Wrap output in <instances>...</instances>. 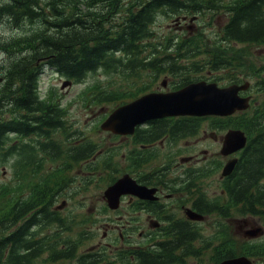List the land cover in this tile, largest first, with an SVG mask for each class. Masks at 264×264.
Masks as SVG:
<instances>
[{
    "label": "trees",
    "instance_id": "16d2710c",
    "mask_svg": "<svg viewBox=\"0 0 264 264\" xmlns=\"http://www.w3.org/2000/svg\"><path fill=\"white\" fill-rule=\"evenodd\" d=\"M206 9L213 12L224 9L229 14L230 20L223 28L229 43L219 46L204 39L199 41V37H164L154 28L161 15L194 16ZM4 22L23 32L0 35V53L7 56L0 61V109L3 110V113L0 111V151L7 149L2 153L4 157L12 152L6 145L13 131L23 136L47 137L43 145L48 150H42L39 156L33 155L39 159V164L36 159L30 162V170L36 175L33 178H37L32 181L30 200L18 202L11 185L0 187L3 206L0 207V264L4 255L9 264L11 254L20 259L17 264H26L23 260L29 257L21 255L22 247L16 243L13 249L10 245V223L18 226V240V234L30 232L31 226L51 221V203L47 202H51L55 192L59 191L62 181L68 183L67 169L95 152L89 141L77 148V143L68 139L85 135L82 130H72V123L66 117L67 110L58 96L41 97L39 77L43 64L76 83L82 82L90 73L102 71L108 76L107 80L98 79L88 85L81 92V100L85 104L112 106L121 105L149 90L165 72L180 77L179 81L183 82L178 86L189 83L191 78H202L203 68H230L231 71L236 68L239 74L247 73V55L235 43L264 42V0H0V24ZM199 55H204L205 60H196ZM168 65L171 67L166 71ZM116 76L120 77L117 83L113 81ZM147 76L148 80H145ZM241 80L242 77L237 75L233 81ZM262 82L264 84V77ZM52 91L50 87L47 96ZM256 109L237 119L210 117L215 127L245 129L251 140L238 166V185L235 187L231 180L226 186V201L208 200V208L206 204L201 205V212L229 216L238 207L241 213L264 215V102L261 109ZM15 112L18 115L13 120L5 117ZM204 119L182 117L177 120L171 127L174 142L198 134ZM166 127L163 123L157 126L158 133L153 140L160 137ZM55 136H61L63 140L51 139ZM28 147L21 143L14 151L16 157L25 160L19 171L21 184L28 173L26 161L33 153L26 159ZM154 157L142 155L136 167L153 162L157 156ZM35 164L38 165L34 167ZM220 166L221 163L215 162L209 168ZM18 188L23 190V186ZM33 209L39 211L29 216ZM221 228L217 233L220 240L217 248L223 251L216 253L217 260L237 254L264 259V252L254 251L264 248V242L253 246L247 240H239L225 227ZM174 231L186 233V238L193 242L189 234L198 230L179 226Z\"/></svg>",
    "mask_w": 264,
    "mask_h": 264
},
{
    "label": "flooded vegetation",
    "instance_id": "af4514ba",
    "mask_svg": "<svg viewBox=\"0 0 264 264\" xmlns=\"http://www.w3.org/2000/svg\"><path fill=\"white\" fill-rule=\"evenodd\" d=\"M200 26H202L200 24ZM177 27L198 30L192 25L178 24ZM221 40H224L221 36ZM159 59H167L158 57ZM170 69V65L166 66ZM222 72V69H221ZM169 79L172 76L165 74ZM166 81V80H164ZM167 82V81H166ZM158 90L161 88L158 86ZM170 83L167 82V90H171ZM172 118H162L161 120H154L148 122L141 129L159 126L161 123H166L167 127L163 132V138L148 145L150 148L154 147L157 150L164 152L169 148L170 126H173ZM17 132V131H16ZM125 140L130 138L125 136ZM17 140V139H16ZM45 138H38L35 144L41 143ZM143 148V144H139ZM39 146L30 145L28 147L27 159L30 158L31 152L36 153ZM102 150L93 154L90 158L79 165H76L73 172L79 175L80 172L86 173V168L92 169L93 173L96 169L101 168ZM25 156V155H24ZM18 158V157H17ZM19 159H21L19 157ZM13 176L16 168L15 154L13 151ZM29 164V163H28ZM185 164H175V166H166L160 169L143 170L141 180L145 178L146 185L155 188V194L158 199H140L135 202L128 198L127 216L116 215L118 211H110L113 215L110 216L111 223H109L108 231H105L102 237H99L94 232H79L66 231L63 237L51 242L52 246L43 232H22L19 233L18 240L16 238V225L12 222L9 227L10 245L14 249L16 243L24 250L21 255L27 256L26 264H48V252L56 254L55 264H192V249L190 247H183L189 245V240L183 238L187 236L182 232H154L151 230L152 219L163 222V219L178 222L180 220L186 221L184 211L187 207H194V204L200 197L199 187L205 184L204 171L192 170ZM200 173V177L198 174ZM200 180V181H198ZM194 186L193 193L189 194V187ZM133 201V203H132ZM47 202V201H45ZM69 202V200H68ZM58 205L59 202H47ZM69 203H74L73 201ZM138 204L139 209L134 204ZM38 209L29 211L28 214L38 212ZM60 216L71 217L75 211L73 207H63L56 210ZM261 219V216H259ZM159 224V222H157ZM146 225V227H145ZM81 237H88L79 240ZM177 237L178 240H173ZM97 239V240H96ZM50 245V247H49ZM11 249H8L10 252ZM198 253H205L206 249H196ZM19 258H15L13 254L10 256L9 264H17Z\"/></svg>",
    "mask_w": 264,
    "mask_h": 264
},
{
    "label": "rangeland",
    "instance_id": "374dc122",
    "mask_svg": "<svg viewBox=\"0 0 264 264\" xmlns=\"http://www.w3.org/2000/svg\"><path fill=\"white\" fill-rule=\"evenodd\" d=\"M220 13L218 16L216 13L208 15V19L206 21L201 22L200 24H205L208 30L216 34V24L219 23ZM211 18V19H210ZM208 21H211L215 24V27L208 24ZM176 22L174 21V18H170L164 15H161L158 17L157 20V26L155 27L157 32L161 35H171L174 33V31L177 30L175 27ZM193 23V22H192ZM221 26V24L219 23ZM198 26L197 24H193V27L196 28ZM20 30H15L11 27L10 23L4 22L0 24V34L3 36H11L12 34L19 33ZM200 36L202 39L208 41L211 45L214 44V42L211 40V36L204 32L203 29H200ZM238 48L242 49L244 53L247 55L246 64L254 63L253 68L259 64L260 58L264 54V45H259L256 47H253L252 49L248 46L239 45ZM254 56V58H253ZM7 59L6 53L2 54L0 53V61ZM0 62V67H1ZM244 66V65H243ZM250 71V69H248ZM1 77V74H0ZM108 76L103 74L102 72L98 71L97 73H90L82 82L78 83H72V85L62 89L63 82L67 79L65 77L60 76L59 74H56L52 71L50 67L45 68V71L41 74L40 80H39V89L42 96H45L48 94V90L50 87H53V93L57 94L59 97V100L61 101L62 105L66 108L67 114L66 117L73 122L74 128L76 129H83L86 130L89 133V136L93 138L98 143H102L104 148H119L121 150V153L124 152L123 144L126 142V140H122L119 137H114L111 133L105 132V131H99L97 128L94 129L95 125L99 123V119H101V116L104 113H107L108 111H111V105H102V106H94L92 108H86L81 100V92L85 89L86 86L89 84L97 81L98 79H101L103 81H106ZM116 83L120 81V77L116 76L114 77ZM262 94L258 95V98H261ZM210 121H206L203 125V128L201 129V132L199 135L187 138L184 140L179 141L178 148L186 149L187 152L185 156H193L194 160L187 163V166H193L195 164H203L201 162H205L209 158H217L220 160H226L220 153L221 146H222V137L224 135L225 131H219V130H209L207 123ZM132 142V140H129ZM208 150V154H204V152ZM122 154L117 156V162L119 165L117 166L120 170L117 172V176L119 177L122 173V165L120 163V157ZM6 159V160H4ZM199 162V163H196ZM101 176H106L105 172L101 173ZM218 179H219V173L213 176L209 181V187H207V191L210 194H218L220 192V188L218 186ZM12 181V171H11V159H9V156H3L0 152V187L3 184H10ZM106 180L100 179V177L97 178V181L91 186L90 190L88 192H84L83 194L77 195L75 200H79L83 203L82 208L81 205L78 206V211L83 212L84 214H87L91 217V220L94 222L93 224H89L88 227H91L92 230H95L99 233V237H101L100 234H102L106 229L108 230L109 219L110 214L105 212L104 205L105 204V197H104V190L107 187V184L105 185ZM125 206V207H124ZM123 210L121 212L122 215L127 216V205L126 202L123 204ZM121 207V208H122ZM218 219V218H216ZM242 219H247V222H241ZM215 221L214 216L208 218L207 224L203 223V227H207V231H213L212 223ZM229 222L226 224H229L230 230L232 232H235L240 238H244L243 230L238 228V225H242L241 228H243L246 224L247 226L252 225H258L260 224V221L257 217H238V220L229 219ZM246 223V224H245ZM183 238H186L183 236ZM97 240V239H96ZM257 240V239H255ZM219 246V244H218ZM216 246V247H218ZM207 254L213 255L210 257L209 260L214 259L215 257V248L208 249L206 251ZM190 264V263H189ZM264 264V263H263Z\"/></svg>",
    "mask_w": 264,
    "mask_h": 264
},
{
    "label": "water",
    "instance_id": "95a60500",
    "mask_svg": "<svg viewBox=\"0 0 264 264\" xmlns=\"http://www.w3.org/2000/svg\"><path fill=\"white\" fill-rule=\"evenodd\" d=\"M69 84H71V81H65L63 87ZM248 87L249 83H244L242 85L233 84L220 88L216 83L199 81L191 83L175 92L149 93L117 108L103 122L102 128L112 130L118 134H131L134 132L136 125L164 116L230 115L237 110L249 107L250 97L239 95L240 90L247 89ZM246 142L247 136L243 130L230 129L225 135L221 151L224 155H229L245 147ZM236 163V158L230 159L223 169V175L231 174ZM145 189L146 187L139 186L129 175H124L106 189L105 196L110 207L117 208L123 194L134 193L140 197H149L148 193H151L152 190H147V193H145ZM189 215L195 219L203 218L202 215L193 211H189ZM261 232V227L252 228L246 231V236L256 237ZM219 264L254 263L249 258L241 256L224 260Z\"/></svg>",
    "mask_w": 264,
    "mask_h": 264
}]
</instances>
